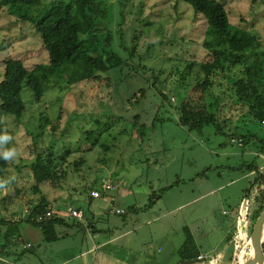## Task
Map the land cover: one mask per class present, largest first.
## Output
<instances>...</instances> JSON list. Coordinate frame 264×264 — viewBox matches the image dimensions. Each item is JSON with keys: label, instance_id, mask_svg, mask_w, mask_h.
Wrapping results in <instances>:
<instances>
[{"label": "rangeland", "instance_id": "obj_1", "mask_svg": "<svg viewBox=\"0 0 264 264\" xmlns=\"http://www.w3.org/2000/svg\"><path fill=\"white\" fill-rule=\"evenodd\" d=\"M50 1L41 0L38 8ZM223 3L229 22L256 33L264 50V0ZM99 9L96 19L104 33L112 36L110 48L127 59L126 64L110 71L108 80L102 77L70 88L50 87L39 102L23 87L20 93L26 110L21 118L0 117V123L12 133L10 149L16 152L0 176V218H4L5 209L15 210L20 217L40 198L32 190L30 170L18 171L15 165L32 159L33 142L41 140L48 145L51 139L56 149H68L67 161H78L79 157L84 161L79 170L68 169L62 188L41 185L42 194L53 199V211L58 215L60 206L66 204L81 207L87 216L78 226L63 213L67 215L65 224L48 228V235L59 237L50 243L44 240L39 225L25 220L11 222L16 231L7 237L0 235V264H59L62 256L76 252L83 236L84 241H92L87 222L102 228L104 237L116 236L113 247L123 254L125 250L131 259L143 251L153 262L154 257L160 264H181V243L189 231L194 236L203 232L201 216L206 215L217 240L216 220L224 228L229 226L238 218L227 215L244 204L248 209L240 220L249 225H236L242 234L236 238L241 258L250 256L248 235L255 221L251 216L256 201L255 188H251L254 176L246 167L251 163L264 167V123L245 119L235 131L239 108L228 100L226 81L219 79L221 85L214 84L207 93L194 86L188 64L209 59L201 45L206 19L183 0H102ZM135 33L139 37L136 42L131 37ZM8 57L21 60L28 69L48 61L33 26L16 20L3 7L0 79L2 62ZM212 94L220 96L219 110ZM181 104L188 112H196L200 106L214 112V123L201 128L180 123ZM41 115L51 122L60 120L55 137ZM251 134L259 140L249 138L244 146L239 144L240 135L245 138ZM106 184L112 189L104 191ZM90 189L98 190L101 196L91 197ZM117 209L121 212L116 213ZM60 247L69 249L61 255ZM233 260L227 258L223 264ZM79 263L73 260L69 264ZM189 264L202 263L195 259Z\"/></svg>", "mask_w": 264, "mask_h": 264}, {"label": "trees", "instance_id": "obj_2", "mask_svg": "<svg viewBox=\"0 0 264 264\" xmlns=\"http://www.w3.org/2000/svg\"><path fill=\"white\" fill-rule=\"evenodd\" d=\"M101 1L52 0L38 8L41 0H0V9L5 7L10 16L18 21H27L33 26L40 36L42 48L48 54L46 63L36 64L31 69L17 58L8 57L3 60L0 79V117L8 115L16 121L21 118L26 110L20 93L23 87L29 88L33 100L39 102L50 87L70 88L81 81L102 77L108 80L106 75L110 71L126 64L128 60L122 59L110 48L112 36L104 33L103 27L96 19ZM183 1L192 7L195 14L203 15L207 23L201 45L207 51L209 59L201 62L191 61V64L188 62L193 74L194 86L202 93H207L214 84L221 85L219 79L226 81V90L229 91L228 100L236 109L239 108L237 116H240V119L234 126L227 117H224V120L228 121L235 131L239 129L237 124L245 119L249 122L264 123V50L261 49L259 36L229 22L224 0ZM131 37L135 42L139 38L137 33ZM5 90L9 91L3 93ZM212 96L216 99L215 109L219 110L220 96L218 94H212ZM245 107L247 111L243 112ZM179 113L180 123L196 128L214 123L215 119L214 112L202 106L196 112L192 110L188 112L181 104ZM216 113L218 114L217 111ZM40 119L49 125L50 134L55 137L61 128L60 120L51 122L42 115ZM66 128L64 127L62 132ZM216 129L217 131L220 129L219 125ZM0 135L10 137L6 143L0 144V150H9L12 133L1 123ZM249 138H256V136L251 134L244 138L240 135L238 142L244 146ZM232 141H234L233 138ZM40 142L41 140L33 142V157L29 162L15 165L18 171L25 167L30 170L34 180L32 190L40 194L38 201L29 205L27 217L17 220L39 225L43 230L44 240L48 243L59 238L56 233L48 235V228L63 225L65 219L52 212L51 217L44 221L35 220L38 214L48 209L52 210L51 201L42 194L40 187L47 183L54 189L62 188L61 183L66 181L68 169L79 170L78 167L84 160L79 157L78 161H67L68 149L63 151L56 149L54 139H51L48 145ZM6 165L7 160L0 158V176L6 169ZM246 171L254 176L251 188H255L256 205L251 217L256 219L264 209V167L251 163L247 165ZM2 202L0 200V203ZM82 210L85 215V210ZM4 212V218H0V235L7 237L16 231L12 223L16 222L14 216H17V213L15 210L7 209ZM74 220L78 221V225H82L80 223L82 220ZM251 227L252 225L250 230ZM248 236L250 237V234ZM261 248L264 252V234L261 239ZM179 255L183 262L193 261L198 257V249L189 233L181 245Z\"/></svg>", "mask_w": 264, "mask_h": 264}, {"label": "crops", "instance_id": "obj_3", "mask_svg": "<svg viewBox=\"0 0 264 264\" xmlns=\"http://www.w3.org/2000/svg\"><path fill=\"white\" fill-rule=\"evenodd\" d=\"M201 196L202 195H200V197ZM196 198H198V197H196ZM104 199L107 200L106 197H104ZM191 201L192 200H190L186 203H190ZM51 203H50V206L53 210L54 209L53 199H52ZM186 203H183L181 205H184ZM66 206H67L66 204H62V206H60L59 209L63 210ZM237 210H238V208H237ZM221 211H222V214L227 215L225 210H221ZM58 213H59V216L64 217L65 220L67 219V218H65V216H67V215H65V216L63 215L64 212L58 211ZM234 214L236 216L235 212L229 213V215H227V216L234 217ZM86 216L87 215L85 213L84 218H86ZM205 216L206 215L204 214L203 216L200 217V219L204 220V222H205V225H203L204 226L203 232L199 233L197 236H194V234L191 231H189V234H190L191 238L193 239L195 246L198 249V256H202L201 259H199L197 257V261L201 262L202 264H223V262H226L227 258H230L231 260L234 259L233 260L234 262H232V264H236L239 259H242L241 257H243V256H241V254L239 253L240 250L237 246L238 240L236 238L238 235H240L242 237V234L240 232H237V230L235 229V226L240 224V226L244 228V224H248V222L242 223V221L240 219H236L235 222L231 221L229 226L224 228V225L220 224L218 222V220H216V222H215L216 227L219 229L218 236H217L218 239L216 240V238L212 237L213 228L209 227V225L207 224ZM69 219L73 220L74 221L73 223H75V222L78 223V221H75L71 217ZM80 226H82V225H80ZM86 228L88 230L87 233L91 235L90 240H92V241L89 242V239H87V238L84 241L85 236H83L80 240L81 246L76 248V252L69 253L66 256H62V258H60V260H59L60 261L59 264H69L70 261H73V260H75V262L77 260H79L80 261L79 264H151V263L152 264H160L158 262L159 260L157 258L153 257V259H154V262H153L152 258L149 256V254H146L143 251H142V254L138 253L139 255H137L131 259L125 253V250H124V254H123V250L117 251L113 247L112 243H113L114 239L116 238V236L104 237L103 236L104 230L102 228H95V227L93 228L92 224L89 225L88 222H87ZM185 229H187L186 226H185L184 230ZM244 232H245V230H244ZM183 242L181 244H183ZM48 243H50V242H48ZM230 248L233 249V251ZM68 249H69V247H60L59 252L62 255L63 252H65ZM234 250H237L236 256H234V252H235ZM1 259L4 260V258H1ZM139 260L141 262H139ZM194 261H192L190 263H193ZM182 263L183 264H189V261H185ZM226 264H231V263H226Z\"/></svg>", "mask_w": 264, "mask_h": 264}, {"label": "water", "instance_id": "obj_4", "mask_svg": "<svg viewBox=\"0 0 264 264\" xmlns=\"http://www.w3.org/2000/svg\"><path fill=\"white\" fill-rule=\"evenodd\" d=\"M263 234L264 209L259 213L251 228L249 241L252 248V254L244 259H239L236 264H264V252L261 248ZM190 262L192 261H189V263Z\"/></svg>", "mask_w": 264, "mask_h": 264}, {"label": "built area", "instance_id": "obj_5", "mask_svg": "<svg viewBox=\"0 0 264 264\" xmlns=\"http://www.w3.org/2000/svg\"><path fill=\"white\" fill-rule=\"evenodd\" d=\"M103 189H104V191H108V190H111L112 187H111L110 184H106V185L103 186ZM89 194H90L91 197H94V198H96V197H100V196H101V195H100V192H99L98 190H96V189H92V190L90 191ZM244 205H245V204H244ZM244 205H243V206H240V208H238V210H237V212H236V217H237L238 219L242 218L241 215H243V211H246V210L248 209L247 206H244ZM248 207H249V206H248ZM61 211L64 212L65 214H67V215H68L69 217H71V218H74V219H77V220H83V217H84V211L82 210V208H76V207H72V206H66V207H65L63 210H61ZM24 212H25V213L21 214L20 217H19V216H14V219L17 220V219H20V218L22 219V218L27 217L28 210H25ZM52 212H54V211L48 209V210H46L45 212L38 214V215L35 217V220H36L37 222L44 221V220H46V219H48V218L51 217ZM115 212H116V213H120L121 210H118V209H117ZM27 245H29V244H27ZM198 258L201 259L202 256H198Z\"/></svg>", "mask_w": 264, "mask_h": 264}, {"label": "clouds", "instance_id": "obj_6", "mask_svg": "<svg viewBox=\"0 0 264 264\" xmlns=\"http://www.w3.org/2000/svg\"><path fill=\"white\" fill-rule=\"evenodd\" d=\"M10 137L8 135H0V144L6 143ZM16 155V152L14 149L5 150L2 154H0V158L4 160H8L9 158H12Z\"/></svg>", "mask_w": 264, "mask_h": 264}, {"label": "bare ground", "instance_id": "obj_7", "mask_svg": "<svg viewBox=\"0 0 264 264\" xmlns=\"http://www.w3.org/2000/svg\"><path fill=\"white\" fill-rule=\"evenodd\" d=\"M251 247V246H250ZM251 252H252V248H251Z\"/></svg>", "mask_w": 264, "mask_h": 264}]
</instances>
